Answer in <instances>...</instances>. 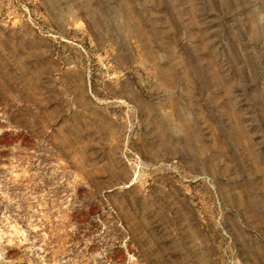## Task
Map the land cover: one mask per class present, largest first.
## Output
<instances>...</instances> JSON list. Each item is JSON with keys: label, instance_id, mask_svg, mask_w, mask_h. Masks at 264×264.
<instances>
[{"label": "rangeland", "instance_id": "rangeland-1", "mask_svg": "<svg viewBox=\"0 0 264 264\" xmlns=\"http://www.w3.org/2000/svg\"><path fill=\"white\" fill-rule=\"evenodd\" d=\"M0 264H264V0H0Z\"/></svg>", "mask_w": 264, "mask_h": 264}, {"label": "bare ground", "instance_id": "bare-ground-1", "mask_svg": "<svg viewBox=\"0 0 264 264\" xmlns=\"http://www.w3.org/2000/svg\"><path fill=\"white\" fill-rule=\"evenodd\" d=\"M128 21V20H127Z\"/></svg>", "mask_w": 264, "mask_h": 264}]
</instances>
